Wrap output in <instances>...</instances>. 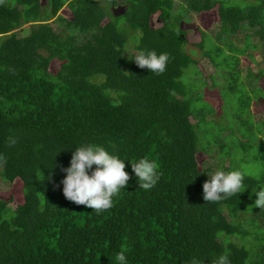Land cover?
<instances>
[{"label": "trees", "instance_id": "16d2710c", "mask_svg": "<svg viewBox=\"0 0 264 264\" xmlns=\"http://www.w3.org/2000/svg\"><path fill=\"white\" fill-rule=\"evenodd\" d=\"M43 2L0 0V177L20 181L23 195L15 206L0 198V264H118V252L127 264H216L221 256L228 264H264V209L255 206L253 213L250 207L264 172L246 174L245 191L236 196L204 201L206 172L244 169L232 167L236 129L228 126L223 137L228 129L222 126L219 134L215 121L219 162H200L199 153L213 150L215 141L202 138L209 111L197 105L202 92L195 94L205 84L198 68L207 56L220 79L228 76L227 90L242 93L240 126L253 127L250 107L254 99L264 102V86L251 96L239 65L240 55L254 59L250 48L264 58V0ZM65 6L72 17L61 13ZM117 6L124 12L115 14ZM213 9L220 30L216 40L203 31L202 42L191 45L203 52L195 57L182 24L189 13ZM156 14L163 20L159 27L152 24ZM122 19L142 33L137 52L168 54L162 75L130 61ZM241 33L244 47L232 39ZM192 65L201 75L198 87L184 79ZM254 75L249 68L246 77ZM220 84L214 80L213 86ZM85 142L125 159L130 175L100 214L69 201L62 190V168ZM141 157L158 165L160 179L149 190L139 187L131 170V161Z\"/></svg>", "mask_w": 264, "mask_h": 264}, {"label": "rangeland", "instance_id": "374dc122", "mask_svg": "<svg viewBox=\"0 0 264 264\" xmlns=\"http://www.w3.org/2000/svg\"><path fill=\"white\" fill-rule=\"evenodd\" d=\"M46 1L47 0H44L43 3H46ZM250 1L255 2V0ZM113 12L115 14H121L122 12H124V7H114ZM61 13L67 17H72V13L66 6L61 10ZM218 18L219 17L217 14V9H213L202 14L192 12L187 15V18L183 22L182 26L187 30V38L190 44L187 48L189 49V51L192 52L195 57H202L203 52L191 45L202 42L203 31H207V33H209L210 36H212V38L216 40V33L220 30ZM152 24L155 27H159L163 24V20L156 14L154 15ZM120 27L124 31H128L126 49L131 55L137 53L136 44L139 36L142 34L141 31L132 30L127 25L124 19H122V21L120 22ZM245 38V33L237 34L232 37L234 43L240 47L245 46ZM211 46V44H208L206 49H213L214 47L211 48ZM249 51L254 54V59L252 60L246 54L240 55L241 61L239 67L241 71V81L243 83H246V89L249 91L251 96H254L255 94L252 92V90L264 86V76L259 77V79L257 76L259 75L260 70L264 68V58L261 55L262 53H260L258 50L250 48ZM130 61L135 63L134 58H130ZM58 66L59 63H54L53 69H57ZM249 68L252 69L253 74H255L251 80L246 77L248 75ZM198 69L202 70L204 73L205 84L203 86L201 85V87H198V83L200 82L201 77L200 74H197ZM198 69L193 65L189 67L184 76V79L189 83H192L191 81H193V85H197L198 90L195 92V94H197V92H202L203 96L201 97L202 100L197 102V105L203 106L204 104L206 106V109L210 112H208L207 114V119L209 122L204 124V126H209V131L204 134L201 131V134H203L202 138H204V141H215V139H217L218 133L214 134L212 130L214 127L211 126V123H213V121L218 122V124H220L218 128L219 134L221 135L222 126L227 129L228 126H233L231 128H235L236 130L235 133H232L230 135V138L233 139L234 143H237L239 147L235 150L232 167L243 168V172L248 175L252 174L257 177L261 176L264 172V161L262 158L264 152L263 100L260 99L256 101L254 99L252 101L250 111L252 114V119L254 121V123L252 122L253 127L251 129H247L245 126H240V122L238 121L236 116L240 111L239 101L237 98L242 93L238 92L237 95H233V93L227 90L226 83L228 86V76L220 79L221 77H218L217 74L218 70L220 69H218L207 56H203L201 58V62L199 63ZM221 72H224V70H222ZM214 80H219L221 82L220 86H213ZM211 107H213L216 112L211 113ZM225 115H227L228 117ZM246 117H248L247 114ZM193 120L197 121L196 118ZM244 132H247V134L249 133L250 135H247L248 137H245ZM229 133L230 131L228 129L226 131V134L222 136L226 137V135H228ZM217 143L218 142L216 141L212 143L213 150L201 151L199 153V160L201 163L205 162L206 166H214L217 162H219L218 158L222 150H220V147H218L219 144ZM216 147H218V149H215ZM0 198L11 200V205L13 206L22 202V183L17 180L15 181V183L10 184L0 177ZM250 207L252 208L251 210L253 211V213H255V206ZM248 215L249 214L246 213L243 215V217H246ZM233 240L242 243L238 237H234ZM253 243L255 244V241H253Z\"/></svg>", "mask_w": 264, "mask_h": 264}, {"label": "clouds", "instance_id": "9594fccd", "mask_svg": "<svg viewBox=\"0 0 264 264\" xmlns=\"http://www.w3.org/2000/svg\"><path fill=\"white\" fill-rule=\"evenodd\" d=\"M130 58H134L138 67L147 68L156 75L165 72L169 61L166 52L158 54L155 50H140ZM11 143H15V140ZM157 168L156 162L147 157L131 161V170L139 187L144 190L154 187L160 179ZM62 171L66 173L61 181L64 196L76 205L92 209L96 214L112 207L113 197L124 189L130 179L129 173L125 171V159L110 152L103 145L88 142L75 147L69 166L62 168ZM206 173L209 179L203 183L205 202L215 203L245 191L243 182L246 174L238 169H218ZM252 193L256 196L253 206L264 209V184L252 189ZM115 260L118 264H127L124 252H118ZM216 264H228L227 257L221 256Z\"/></svg>", "mask_w": 264, "mask_h": 264}]
</instances>
